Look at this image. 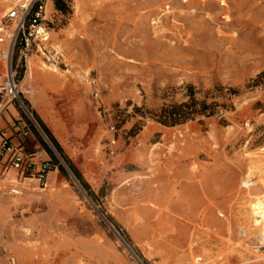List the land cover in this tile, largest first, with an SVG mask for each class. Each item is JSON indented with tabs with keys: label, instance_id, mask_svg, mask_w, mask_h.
<instances>
[{
	"label": "rangeland",
	"instance_id": "rangeland-1",
	"mask_svg": "<svg viewBox=\"0 0 264 264\" xmlns=\"http://www.w3.org/2000/svg\"><path fill=\"white\" fill-rule=\"evenodd\" d=\"M30 1L0 0V34ZM44 2L30 114L9 104L21 144L60 163L46 188L0 179V264H264V0ZM36 57L73 88L52 126L90 191L33 109ZM192 97L214 113L158 120Z\"/></svg>",
	"mask_w": 264,
	"mask_h": 264
},
{
	"label": "built area",
	"instance_id": "built-area-1",
	"mask_svg": "<svg viewBox=\"0 0 264 264\" xmlns=\"http://www.w3.org/2000/svg\"><path fill=\"white\" fill-rule=\"evenodd\" d=\"M44 15V0H31L28 4L14 7L7 14L8 19L15 22V28L10 33L0 34V44L7 43L5 47H0V116L4 109L1 106L3 102H13L30 114L19 69L24 68V73H28L31 69V49L34 42H45L49 39ZM0 31H3L2 27ZM15 51L18 52L15 54ZM28 131L26 125H22L19 130L23 135H27ZM57 169L58 164L52 159L41 158L40 150L14 143L5 130H0V179L14 170L18 177L35 180L45 188L50 172Z\"/></svg>",
	"mask_w": 264,
	"mask_h": 264
},
{
	"label": "crops",
	"instance_id": "crops-1",
	"mask_svg": "<svg viewBox=\"0 0 264 264\" xmlns=\"http://www.w3.org/2000/svg\"><path fill=\"white\" fill-rule=\"evenodd\" d=\"M35 64L38 66V69L36 70V74L34 73L35 79L32 78L34 83L32 82L33 90L36 88L38 96L39 93H41L43 96L41 98L36 97V99H32V104H33V109H35L36 113L40 116V118L44 121V123L48 126V128L51 130V132L54 134V136L57 138L59 143L62 145V147H65V142L63 139H61L55 129L52 126L53 122V113H52V108L54 107L55 103V98H54V93H57L62 89L61 83H62V76L53 73L50 70H45L44 68L41 67L39 64V60L36 57V62ZM32 61H31V66H32ZM32 71V70H31ZM32 74V73H31ZM27 75L25 76V79ZM64 87V86H63ZM24 89V88H23ZM65 91L72 92L73 88L72 86H66L64 87ZM28 99V97H27ZM2 106V104H1ZM6 109L5 117L2 115L0 116V130H5L8 135L12 137V141L14 143H21L22 139V133L19 132V130L22 128L23 122L21 118L18 116V109L17 107L13 106L12 104H5L2 106ZM4 111V110H3ZM39 141V140H38ZM41 152V151H40ZM14 171V170H13ZM54 171V170H53ZM52 171V172H53ZM50 172V174L52 173ZM49 174L48 178V183L50 181V184H54L56 182V179H53V176L51 177ZM57 177V175H56ZM32 180V179H30ZM48 186V184H47ZM46 188V187H45ZM201 258L202 257H197ZM196 258V260H197Z\"/></svg>",
	"mask_w": 264,
	"mask_h": 264
},
{
	"label": "trees",
	"instance_id": "trees-1",
	"mask_svg": "<svg viewBox=\"0 0 264 264\" xmlns=\"http://www.w3.org/2000/svg\"><path fill=\"white\" fill-rule=\"evenodd\" d=\"M22 69L24 70V68ZM191 99L192 100L190 103L185 102L180 105H174L171 108L163 109L162 112L158 114L157 116L158 120L162 122L163 124L175 125V124L184 122L185 120H187L189 117H191L194 114L214 113L215 110H214L213 104L209 105L207 104L206 101L199 102L195 100L193 97ZM197 104H199L200 106L197 107ZM38 121L41 127L43 128V130L45 131V133L48 135V137L52 141V143L55 145L58 152L66 160V163L68 164L74 176L80 181V183L84 186V188L90 191L91 187L89 183L84 178L80 169L75 165V163L71 160V158H69L68 155L65 153L64 148L59 143L57 138L54 136V134L51 132V130L48 128V126L44 123V121L39 116H38ZM41 141L45 144L42 138H41ZM47 149L50 151L52 156L55 158L56 162L54 163L59 165L60 161L56 158V156L53 155L52 150L48 146H47ZM62 170L64 171V173H66V170L64 168H62Z\"/></svg>",
	"mask_w": 264,
	"mask_h": 264
},
{
	"label": "bare ground",
	"instance_id": "bare-ground-1",
	"mask_svg": "<svg viewBox=\"0 0 264 264\" xmlns=\"http://www.w3.org/2000/svg\"><path fill=\"white\" fill-rule=\"evenodd\" d=\"M25 1H28V0H25ZM32 70V69H31ZM30 70V72H29V74H28V76H27V78L29 79V78H31V76H32V71ZM30 89V86L28 87V90ZM56 171V170H55ZM18 190V189H17ZM16 191V190H15ZM18 193V192H17Z\"/></svg>",
	"mask_w": 264,
	"mask_h": 264
}]
</instances>
